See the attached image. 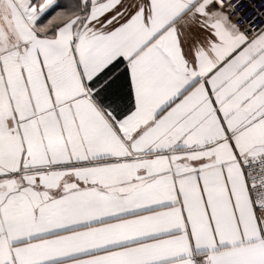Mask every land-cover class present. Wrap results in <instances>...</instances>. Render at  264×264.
<instances>
[{
	"label": "snow or ice",
	"instance_id": "obj_1",
	"mask_svg": "<svg viewBox=\"0 0 264 264\" xmlns=\"http://www.w3.org/2000/svg\"><path fill=\"white\" fill-rule=\"evenodd\" d=\"M0 264H264V0H0Z\"/></svg>",
	"mask_w": 264,
	"mask_h": 264
}]
</instances>
